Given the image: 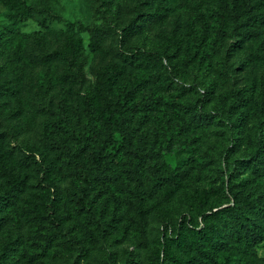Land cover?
<instances>
[{
	"label": "rangeland",
	"instance_id": "obj_1",
	"mask_svg": "<svg viewBox=\"0 0 264 264\" xmlns=\"http://www.w3.org/2000/svg\"><path fill=\"white\" fill-rule=\"evenodd\" d=\"M137 1L0 0V264H191L182 259L196 262L200 255L174 240L178 221L186 215L201 223L203 213L233 201L231 186L255 184L251 156L257 135L264 140V118L251 116L248 126H240L234 103L237 90L246 94L247 105L264 90V6L249 19L241 5L229 33L218 40L214 14L221 0H142L140 8ZM137 15L138 26L130 27ZM105 16L114 27L95 43L93 31ZM249 20L253 28L246 32ZM195 36L204 40V54H197ZM73 43L80 48L79 61L70 67ZM139 48L144 54L130 51ZM103 66L114 73L111 97L134 88L138 103H159L155 110L136 106L125 115L146 149V181L154 167L159 175H184L177 182L163 180L159 198L151 203L147 240L119 223L108 225V235L85 251L55 243L39 252L43 223L35 213L41 199L59 196L66 210L70 185L59 170L41 182L39 167L54 158L45 145L44 124L66 98L82 125L84 100ZM194 108L214 121L189 124ZM108 151L129 182L131 164L118 128ZM13 190L19 191L15 198ZM7 197L11 200L4 204ZM248 214L263 223L262 211ZM215 228L209 264H264V228L259 244L238 240L222 218L215 219Z\"/></svg>",
	"mask_w": 264,
	"mask_h": 264
},
{
	"label": "trees",
	"instance_id": "obj_2",
	"mask_svg": "<svg viewBox=\"0 0 264 264\" xmlns=\"http://www.w3.org/2000/svg\"><path fill=\"white\" fill-rule=\"evenodd\" d=\"M141 4L142 0H138L139 8ZM241 5L250 19L255 17L254 10L264 6V0H221L220 8L214 14L218 40L224 39L229 33L231 17L237 14ZM139 15L130 21V27L138 26ZM21 16L19 19L23 20L25 13ZM104 19L103 25L93 31L95 43H100L114 27L108 17L105 16ZM246 24V32H251L253 24L250 20ZM194 41L197 54L208 51L203 39L195 36ZM130 51L144 54L141 48ZM79 52L77 43H73L67 57L70 67L79 61ZM113 79L114 73L110 66L100 68L93 92L87 94L83 103L82 125L76 121L74 108L66 98L59 100L53 117L44 124L45 145L53 152L54 158L45 166L39 167L41 182H48L52 172L59 170L66 172L70 185L65 191L64 204H69L66 210L63 209L59 196L49 195L41 199V208L35 213L36 218L43 223L36 243L39 252L51 249L55 243L73 250L85 251L87 244L96 245L108 235V225L113 228L119 223H123L124 231L130 230L131 233L147 240L151 203L159 198L163 180L177 182L179 177L184 175L183 171H172L166 176L159 175L158 169L154 167L151 169L152 175L146 181L142 173L147 163L146 149L137 141L136 132L125 115L130 116L129 112L135 110L136 106L144 110H155L159 103H138L134 88L111 97L108 87ZM235 93L234 108L240 126H248L251 116L256 121L264 118V90L258 95V100H254L250 105H247L246 94H242V90ZM214 117L202 109L194 108L189 124L209 123L214 121ZM117 128L124 139V151L131 164L129 182L122 180L112 163V154L108 151ZM248 137L250 138V135ZM251 159L254 185L238 190L231 186L230 195L233 201H229L227 206L213 213H203L201 223L185 215L174 227V240L188 251H195L200 255L196 262L183 258L186 263L209 264L211 255L207 248L212 238L217 236L216 218H222L230 225L238 240L261 243L264 221L257 224L248 214L250 209L264 213V140L261 134L257 135ZM225 185L224 178V189ZM9 192L12 198H15L19 191ZM9 200L11 197H7L4 204ZM1 224L2 218L0 226ZM31 258L40 262V256L32 255ZM157 260L160 261L159 255ZM228 260L229 257L226 262Z\"/></svg>",
	"mask_w": 264,
	"mask_h": 264
}]
</instances>
